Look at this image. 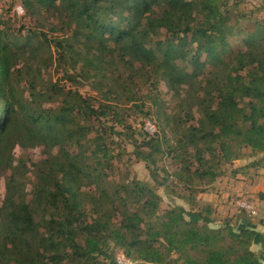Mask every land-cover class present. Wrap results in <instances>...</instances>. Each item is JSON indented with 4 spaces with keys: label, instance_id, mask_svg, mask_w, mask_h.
Returning <instances> with one entry per match:
<instances>
[{
    "label": "trees",
    "instance_id": "16d2710c",
    "mask_svg": "<svg viewBox=\"0 0 264 264\" xmlns=\"http://www.w3.org/2000/svg\"><path fill=\"white\" fill-rule=\"evenodd\" d=\"M19 1L28 14L40 7L68 16L74 26L72 35L55 44L60 59L69 57L72 68H80L81 77L103 76L106 58L114 56L131 67L138 64L137 69L150 76L153 69L158 79L177 88L195 85L198 76L205 74L206 64L221 65L223 75L209 76L203 87L205 97L196 96L201 112L197 124L186 126L175 145L166 150L179 166L182 162L174 176L188 189V198L203 191L195 189L196 178L211 186L227 174L224 165L244 158L242 148H249L248 157L253 159L229 173L251 176L250 169H264V21L231 25L233 15L221 12L220 0ZM4 28L0 27V162L12 134L18 144L42 145L48 153L54 146L63 148L68 140L82 150L65 161L49 154L38 165L34 204L45 200L51 209L49 219L36 221L31 204L23 198L12 199L15 179L8 178L7 203L0 207V264H118L97 258L110 241L127 258L147 264H264V254L252 249L263 239L248 225V217L242 216L245 223L236 227L229 223L213 228L208 219L213 213L210 206L189 213V218L179 205L159 214L160 197L147 184L134 185L140 208L125 205L119 224L104 213L93 222L80 218V183L94 173L86 162L77 165L91 146L82 142L88 127L76 120V114L79 107L88 119H97L108 106L98 111L78 95L80 104L72 98L68 107L56 111L32 108L16 98L10 86L12 67L16 58L36 50L40 33L34 30L15 36ZM162 29L170 34L172 44L154 48L151 41ZM239 36L247 47L244 51L229 42ZM187 44H196L189 59L192 71L177 62ZM186 117L193 118L191 113ZM142 145L149 150L144 153L147 160L165 154L158 139L150 137ZM104 149L99 142L91 149V157L99 160L96 172L103 166L99 153L106 159L110 156ZM185 155L188 158L182 159ZM153 217L156 222L147 223Z\"/></svg>",
    "mask_w": 264,
    "mask_h": 264
},
{
    "label": "rangeland",
    "instance_id": "374dc122",
    "mask_svg": "<svg viewBox=\"0 0 264 264\" xmlns=\"http://www.w3.org/2000/svg\"><path fill=\"white\" fill-rule=\"evenodd\" d=\"M220 4L222 13L233 15L232 21H229L231 25L264 21V0L257 4H249L241 0H220ZM0 19L4 21L0 27H5L4 30L7 28L15 36L21 34L24 37L34 30L40 33L34 43L36 50L16 58L12 67L10 86L16 98L32 108L42 106L56 111L68 107L72 98L80 104L78 95L88 100L89 105L98 111H102V105L110 107H107L104 114H99L100 117L97 119H88L79 107L80 112L76 114V120L88 127L85 128L87 136L82 142L85 146H91L86 152L87 156L77 165L82 166L86 162L89 170L94 173V175L88 174L90 180L84 177L80 183L79 197L82 200L80 218L93 222L104 213L115 224H119L121 211L125 205H128L130 209L140 208L137 203V197L140 196L132 190L137 183L147 184L159 195V214L174 205H179L189 218V213L199 212L206 206L201 204L198 197L211 187L196 178L195 189L203 191L198 192L192 199L188 198L191 197L188 189L177 182L174 176V173L182 166V162L179 166L172 155L166 153V150L168 146L175 145L177 139L183 135L186 126L192 123L197 124L201 112L196 96L205 97L203 87L206 86L209 76L223 75L224 70L220 64L216 66L206 64L205 74L198 76L195 85L183 84L173 88L165 80L158 79L153 69L150 72L153 76H150L145 70H138L139 65L136 63L131 67L119 57L108 56L106 60L109 62L103 76L85 78L80 76L79 67L72 68L69 57L60 59L59 49L55 44V41L72 35L74 26L69 24L67 15L40 7L36 8L32 14H28L19 0H0ZM151 42L154 48L158 44H163L161 48L166 49L167 45L172 44V37L162 29ZM229 42L235 49L244 51L247 48L242 36L230 39ZM176 43L177 39L174 44ZM195 46L196 44H187L180 50L177 62L181 68L185 67L188 71H192L189 59L194 53ZM159 49L156 52L158 56H161ZM184 56L187 57L185 60ZM204 59L202 56L201 61ZM49 95L52 98L49 99ZM187 113H191L193 118L186 117ZM146 122L155 125L157 132L154 136H150L145 130ZM150 137L162 143L165 154L157 153L153 159L147 160L144 153L149 150L142 145V142ZM10 138L0 162V207L7 203L10 192L7 187L8 178L12 175L15 179L11 190L12 199L18 201L23 198L27 204H31L36 221L49 219L51 209L45 200L39 206L34 204V191L38 184V165L50 155L65 161L82 149L79 144L68 140L63 148L59 145L54 146L48 153L47 147L42 145L24 147L18 144V137L15 134H12ZM95 139L97 142H94ZM98 142L103 144L104 150L110 156L106 159L103 158L102 152L99 153L103 166L96 172L99 160L91 157V149H94ZM241 152L244 154L243 159L223 166L227 173L234 167L240 168L242 165H247L253 159L248 157L249 148H242ZM185 158L187 159L188 156L182 157V159ZM107 161L110 163L109 166ZM249 171L251 179L254 180L256 176L259 181L264 179L262 174L264 169L259 170V173L256 169ZM97 177L100 179L93 180ZM102 189L105 190V194L101 191ZM250 190L249 187L247 190L242 189L241 197L237 199L233 197L236 211L231 216L214 215L215 223L212 222L210 226L218 228L225 221H229L236 227L241 216L264 220L260 207H257L259 215L250 217L236 204L238 200L244 198L254 201L253 195L257 196L260 192ZM141 215L145 216L144 212H141ZM211 219H213L212 214ZM149 221L155 223L156 218L147 219V223ZM102 254L97 256L101 261L147 264L127 258L112 241L107 243ZM175 257L176 255H172L173 259Z\"/></svg>",
    "mask_w": 264,
    "mask_h": 264
},
{
    "label": "crops",
    "instance_id": "0c3cea01",
    "mask_svg": "<svg viewBox=\"0 0 264 264\" xmlns=\"http://www.w3.org/2000/svg\"><path fill=\"white\" fill-rule=\"evenodd\" d=\"M257 172L259 173V171ZM262 174H264V172ZM257 177L258 176H256L253 180L250 178V175H233L231 173H227L218 179L214 184L209 186L211 189H209L206 193L200 194L198 200H200L201 204L210 206L212 209L213 219H211V216L208 217L211 223L214 220V215L217 217L227 215L231 216L236 211L233 204V197L235 196L236 199L241 197L243 195V192H241L242 189L247 190L248 187L249 190L253 189L252 191L250 190L251 192H255V190L260 192L257 196L253 195V198L255 199L253 200L257 207L261 208L262 214H264V179L259 181L257 180ZM249 221L250 223L248 225L255 228L263 239V242L253 244L252 249L258 254H264V220L250 219ZM244 223L245 222L242 220L241 216V220L238 221V224L242 225ZM222 224H229V221H225Z\"/></svg>",
    "mask_w": 264,
    "mask_h": 264
},
{
    "label": "built area",
    "instance_id": "2783aa9c",
    "mask_svg": "<svg viewBox=\"0 0 264 264\" xmlns=\"http://www.w3.org/2000/svg\"><path fill=\"white\" fill-rule=\"evenodd\" d=\"M249 4H257L259 3L261 0H243ZM145 130L147 131V133L150 136H154L155 133L157 132V129L155 128V125H153L151 122H146L145 123ZM238 208L241 211H244L245 213H247L249 216L251 217H255L259 215V211L257 208V205L254 201L249 200L248 198H244V199H240L236 202ZM120 264H125L122 262H119ZM118 263V264H119Z\"/></svg>",
    "mask_w": 264,
    "mask_h": 264
}]
</instances>
